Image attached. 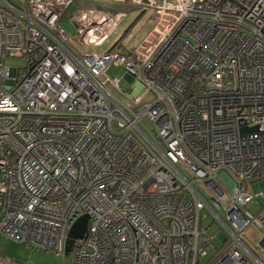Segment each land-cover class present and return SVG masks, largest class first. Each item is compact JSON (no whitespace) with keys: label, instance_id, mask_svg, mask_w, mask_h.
<instances>
[{"label":"built area","instance_id":"1","mask_svg":"<svg viewBox=\"0 0 264 264\" xmlns=\"http://www.w3.org/2000/svg\"><path fill=\"white\" fill-rule=\"evenodd\" d=\"M114 1L156 23L100 55L77 46L105 41L120 13L74 10L73 37L60 21L74 0H0L1 232L73 264H264L242 239L254 227L264 253V0ZM205 211L223 241L206 261Z\"/></svg>","mask_w":264,"mask_h":264},{"label":"rangeland","instance_id":"2","mask_svg":"<svg viewBox=\"0 0 264 264\" xmlns=\"http://www.w3.org/2000/svg\"><path fill=\"white\" fill-rule=\"evenodd\" d=\"M141 13L140 9H133L128 11L126 15H121V20L118 26L110 34V36L99 45L83 46L78 44V49L82 53H97L104 54L119 38L120 41L115 49L120 48L121 45L125 46V49L129 50V42L135 41L138 33L142 31L144 25L137 21V17ZM71 13L65 12L61 19V25L71 35L75 36L78 32V28L70 19ZM156 19V18H155ZM154 19V24L156 23ZM142 20V19H141ZM8 64L22 65L24 63L21 59H9ZM106 75L110 78H120V85L123 87V92L133 94L134 88L132 81L127 77L126 70L123 66H117L113 63L107 64ZM119 96L124 99L128 104L133 105L132 102L123 94ZM150 97L147 98V100ZM251 192H254L252 185H249ZM246 208L253 214H257L261 209V204L256 199L252 200ZM221 215H224L222 211H219ZM0 211V219H1ZM202 225L209 228V234L213 236L212 246H208V256L204 259L206 261L212 257L217 249L223 247V241L219 236L220 227L213 221V217L208 215L207 212L202 214ZM243 241L262 259H264L263 251L258 247V242L261 240L259 232L254 227H249L244 236ZM0 251L2 257L6 260L12 261L13 264H73L71 255H57L54 252H41L34 247H29L25 243L18 242L16 240L7 239L0 230Z\"/></svg>","mask_w":264,"mask_h":264},{"label":"crops","instance_id":"3","mask_svg":"<svg viewBox=\"0 0 264 264\" xmlns=\"http://www.w3.org/2000/svg\"><path fill=\"white\" fill-rule=\"evenodd\" d=\"M158 1L159 0H144V2H155V3H157ZM89 8H100V9L110 10L113 12L120 13L121 15H126L128 11L130 10L132 11L133 9L141 10V13L137 17H135V19H137V21H141L140 22L141 24L143 22L144 27L142 31L138 33L135 41L129 42L130 44H128L129 45L128 51L125 49V46L123 45H121L120 48H118V50H120L123 53H129L145 39V37L152 30L154 26V19L156 17L155 10L153 8L144 9L142 5H138L132 1L116 2L114 0H74L73 5L67 11L68 13H72L76 9H89Z\"/></svg>","mask_w":264,"mask_h":264},{"label":"water","instance_id":"4","mask_svg":"<svg viewBox=\"0 0 264 264\" xmlns=\"http://www.w3.org/2000/svg\"><path fill=\"white\" fill-rule=\"evenodd\" d=\"M88 219H89L88 215H83L72 226L69 232V239L67 241V253H69L76 239H81L84 237L85 232L87 230V226H88Z\"/></svg>","mask_w":264,"mask_h":264},{"label":"trees","instance_id":"5","mask_svg":"<svg viewBox=\"0 0 264 264\" xmlns=\"http://www.w3.org/2000/svg\"><path fill=\"white\" fill-rule=\"evenodd\" d=\"M119 41H120V39L115 43V45H114L115 48L117 47Z\"/></svg>","mask_w":264,"mask_h":264}]
</instances>
